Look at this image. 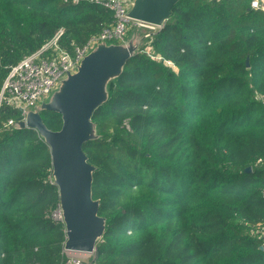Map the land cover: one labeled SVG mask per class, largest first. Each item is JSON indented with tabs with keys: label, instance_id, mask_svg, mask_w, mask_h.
I'll list each match as a JSON object with an SVG mask.
<instances>
[{
	"label": "trees",
	"instance_id": "trees-1",
	"mask_svg": "<svg viewBox=\"0 0 264 264\" xmlns=\"http://www.w3.org/2000/svg\"><path fill=\"white\" fill-rule=\"evenodd\" d=\"M113 19L86 1L0 0V91L61 28L73 52ZM108 89L92 116L99 138L83 144L106 218L93 263L264 264L252 232L264 223V10L179 0ZM41 115L61 128L60 113ZM20 117L0 106V264H61L50 148L36 129L8 126Z\"/></svg>",
	"mask_w": 264,
	"mask_h": 264
},
{
	"label": "water",
	"instance_id": "water-1",
	"mask_svg": "<svg viewBox=\"0 0 264 264\" xmlns=\"http://www.w3.org/2000/svg\"><path fill=\"white\" fill-rule=\"evenodd\" d=\"M178 1L133 0L128 15L162 28ZM152 33L148 27H137L123 43H97L74 72H68L46 99L27 110L24 120L15 123L19 128L36 129L50 148L53 183L58 188L66 229V251L95 254L105 232L106 218L99 214L100 200L92 195L96 166L88 161L83 144L99 138L98 125L92 119L95 109L109 99L110 81L122 74L128 60ZM246 64H250L249 56ZM42 110L60 113L61 128L50 129ZM246 171H252V167Z\"/></svg>",
	"mask_w": 264,
	"mask_h": 264
},
{
	"label": "built area",
	"instance_id": "built-area-1",
	"mask_svg": "<svg viewBox=\"0 0 264 264\" xmlns=\"http://www.w3.org/2000/svg\"><path fill=\"white\" fill-rule=\"evenodd\" d=\"M65 3L78 4L82 1L97 3L113 12V21L92 36L84 45L76 46L69 52L58 44V38L63 28L36 52L25 55L17 64L10 66L2 89L0 91V106L5 103L19 110L18 120L9 119L8 126H14L19 120H24L26 111L34 108L56 89L60 80L68 73L74 72L77 65L86 54L99 42L107 41L123 43L129 33L137 27H148L156 32L160 27L131 18L128 13L133 0H63ZM251 6L264 10V0H251ZM50 51L48 55L44 53ZM263 160L259 159L258 162ZM52 217L63 220V213L59 205ZM252 232L262 240L264 247V223L258 224ZM64 259L61 264H94L95 254L89 255L64 249Z\"/></svg>",
	"mask_w": 264,
	"mask_h": 264
}]
</instances>
